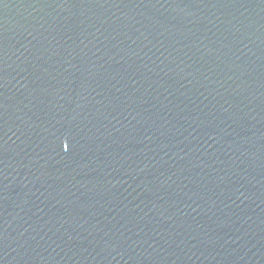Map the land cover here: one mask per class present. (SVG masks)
I'll use <instances>...</instances> for the list:
<instances>
[{
    "label": "water",
    "instance_id": "1",
    "mask_svg": "<svg viewBox=\"0 0 264 264\" xmlns=\"http://www.w3.org/2000/svg\"><path fill=\"white\" fill-rule=\"evenodd\" d=\"M0 264H264V0H0Z\"/></svg>",
    "mask_w": 264,
    "mask_h": 264
}]
</instances>
